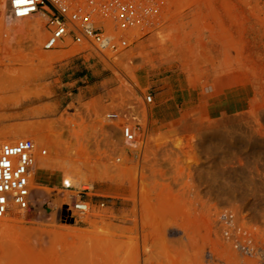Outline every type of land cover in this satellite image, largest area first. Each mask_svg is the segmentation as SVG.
<instances>
[{
	"label": "rangeland",
	"instance_id": "obj_1",
	"mask_svg": "<svg viewBox=\"0 0 264 264\" xmlns=\"http://www.w3.org/2000/svg\"><path fill=\"white\" fill-rule=\"evenodd\" d=\"M163 13L117 58L44 50V21L1 26L0 142L47 154L30 208L0 219V264H264V0H166ZM132 115L134 153L120 130ZM68 178L96 194L76 221Z\"/></svg>",
	"mask_w": 264,
	"mask_h": 264
},
{
	"label": "built area",
	"instance_id": "obj_2",
	"mask_svg": "<svg viewBox=\"0 0 264 264\" xmlns=\"http://www.w3.org/2000/svg\"><path fill=\"white\" fill-rule=\"evenodd\" d=\"M166 0H0V22L6 19L34 22L44 21L47 51L85 47L80 53L95 50L98 54L117 58L133 43L155 32L163 19ZM151 94L144 98L151 104ZM110 118H120L111 113ZM120 124L124 142L141 147L144 126L137 115ZM47 149H40L31 138L0 142V219L20 214L30 208L34 190L37 161ZM62 191L75 197L68 203L70 219H83L93 212L94 185L75 184L70 178L62 180ZM104 208L105 203L101 202Z\"/></svg>",
	"mask_w": 264,
	"mask_h": 264
},
{
	"label": "bare ground",
	"instance_id": "obj_3",
	"mask_svg": "<svg viewBox=\"0 0 264 264\" xmlns=\"http://www.w3.org/2000/svg\"><path fill=\"white\" fill-rule=\"evenodd\" d=\"M18 22H20V21H18V20H12L11 18H8V19H6V21L5 22H0V28H1V26H4V27H10V28H13V27H17V25H18ZM23 23V21H21V23H20V25ZM25 26H23V25H21V27H19V25H18V27L19 28H23V29H27V30H31V31H42V29H41V24L39 23V22H32V23H30V24H24ZM17 27V28H18ZM18 28V29H19ZM22 29V30H23ZM19 30H21V29H19ZM93 101V100H92ZM95 103H97L96 101H94ZM111 115H108V117H110ZM16 129V128H15ZM125 140H123V142H124ZM2 142V141H1ZM125 143V142H124ZM126 145H129V146H126V148H128V149H130L131 150V152L132 153H134V152H136V150H137V147H135V145H132V144H130V143H125ZM138 149H140V147L138 146ZM140 151V150H139ZM39 159H40V157H39ZM39 159H38V161H39ZM39 167H42V168H45L46 167V165H45V163H41V162H39ZM2 219V218H1ZM4 219V218H3ZM2 227H4L5 228V226H4V224H3V226Z\"/></svg>",
	"mask_w": 264,
	"mask_h": 264
},
{
	"label": "crops",
	"instance_id": "obj_4",
	"mask_svg": "<svg viewBox=\"0 0 264 264\" xmlns=\"http://www.w3.org/2000/svg\"><path fill=\"white\" fill-rule=\"evenodd\" d=\"M164 62V61H163ZM165 62H168V63H171V61H165ZM96 66H98V63H93L92 65H89L87 68H93V67H96ZM105 70V68L104 67H102V71H104ZM100 72V71H91V73H82L81 74V78H80V80L82 81L83 79H90V81H92V79L94 78V77H98L100 74H102L103 72ZM77 82V81H76ZM73 83H75V82H73ZM72 83V84H73ZM85 88H87V86L85 87ZM76 89H80V88H76ZM38 169V168H37Z\"/></svg>",
	"mask_w": 264,
	"mask_h": 264
},
{
	"label": "snow or ice",
	"instance_id": "obj_5",
	"mask_svg": "<svg viewBox=\"0 0 264 264\" xmlns=\"http://www.w3.org/2000/svg\"><path fill=\"white\" fill-rule=\"evenodd\" d=\"M26 0H18V3H24Z\"/></svg>",
	"mask_w": 264,
	"mask_h": 264
}]
</instances>
